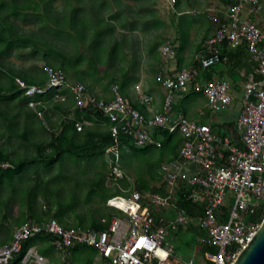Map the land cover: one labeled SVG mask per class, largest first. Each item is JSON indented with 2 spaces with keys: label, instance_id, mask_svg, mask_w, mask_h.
Instances as JSON below:
<instances>
[{
  "label": "built area",
  "instance_id": "2783aa9c",
  "mask_svg": "<svg viewBox=\"0 0 264 264\" xmlns=\"http://www.w3.org/2000/svg\"><path fill=\"white\" fill-rule=\"evenodd\" d=\"M263 13L264 0H230L226 3L223 21L219 20V15H211V20L217 24L215 33L205 40L196 57L202 68H209L221 60L223 43L231 47L245 43L262 79L259 87L248 85L241 100L231 92L230 81L209 79L202 83L196 68H184L173 76L161 70L159 77L167 94L162 110L151 116L125 97L117 84L112 85L113 97L108 101L89 93L82 82L68 83L79 106L93 103L111 122L115 143L107 151L116 153V162L121 134L129 135L138 146L149 142L156 128L181 134L180 158L161 165L162 180L173 194L181 182L199 188L195 199L205 203V215L196 218L197 226L205 232L198 237V245L202 248L199 263L192 259L182 263L168 240L173 229L187 228L195 217L172 202V194L164 196L134 189L129 196H114L120 204L114 207L122 214L101 218L102 222H107L105 229L65 227L54 217L46 222L25 221L15 228L12 239L0 246V264H10L21 252L24 240L37 234L54 236L52 243L62 252V264H72L68 255L71 248L78 245L98 251L104 261L97 264H233L264 220V27L255 18L257 15L264 17ZM161 51L166 62L177 56L176 49L169 43L163 44ZM45 72L48 75L45 85L28 84L22 77H17L16 82L29 97L65 86L67 81L62 69L46 65ZM191 89L200 90L213 110L224 106L239 107V142L214 132L207 124L181 114L172 116L174 95ZM136 91L138 100L149 109L153 97L140 86ZM55 98L66 99L64 95ZM43 103L31 99L29 105L42 115L44 111L37 105ZM77 125L78 129L82 128ZM185 162L196 163L198 170L185 171ZM114 170L120 174L117 164ZM112 197L107 200L109 206H113L109 204ZM172 206L175 214L170 217L164 211ZM153 208L163 212L156 213ZM31 255L35 260L45 261L36 250ZM29 261L27 258L21 264H30Z\"/></svg>",
  "mask_w": 264,
  "mask_h": 264
},
{
  "label": "trees",
  "instance_id": "16d2710c",
  "mask_svg": "<svg viewBox=\"0 0 264 264\" xmlns=\"http://www.w3.org/2000/svg\"><path fill=\"white\" fill-rule=\"evenodd\" d=\"M52 1L54 4L55 0ZM225 2L229 3L230 0H226ZM32 3L36 9L39 8V1L32 0ZM8 4L11 5L9 2L6 3V1L0 0V58L3 55L10 54L13 46H16V48H29L31 54L42 52L41 58L43 60V67L49 65L62 69L67 82L65 83V86L59 90L54 89L47 91L42 95L29 97L25 94V89L16 82V78L22 77L28 84H37L40 86L45 85L48 80V75L44 68H42L43 70H29L28 72L6 71L8 74V82L6 84L0 83V101L5 102L9 108H12L11 104L14 106L18 104L20 110L17 111V113L0 111L2 122L5 125L7 132L6 140L3 143H0V193L5 189L9 191V194L6 195L5 198L1 197L5 195L4 193L0 194V206L7 208L14 199H19L22 204L28 205L29 214H27L26 218L17 217L13 219L14 226L16 227L27 221L26 219H32L36 222H46L54 217L65 227H76L84 230L91 228L105 229L107 227V222L105 223L102 222L101 219L94 218L89 222H86V219L81 217L77 223L72 225L69 222L71 215L67 204L60 200L55 201L51 199L55 192L51 189L49 190L47 184L49 180L47 182L43 177L37 175L33 179V186H28L24 185V177L21 174L35 165L42 164L47 167L61 163L66 155L74 157L72 159L77 162L78 160L94 157L103 158L107 149L114 145L115 141L112 132V124L107 116L98 110L93 103L83 107L79 106L76 101V96L72 92L71 86L68 83L76 84L77 82H82L85 84L88 92L96 95L93 91V87L89 85L91 84V79H94L95 73L99 71V68L97 69L96 66V61L101 60V56L105 50L108 55H111L113 58L114 54L117 52L119 43L105 46L103 43L104 41H107L108 38L102 36V33H104L101 29L102 22L96 21V24L99 25L96 31H99L100 35L99 37L94 38V43L91 42L87 49H84L85 47L82 45L84 50L79 48L80 51L67 54L63 49L52 44L54 40H57L58 38L53 31L52 33L49 32L50 35H54L53 42H51L50 39L42 40V38L37 35L20 32L19 29L21 27L19 23L14 21V17L17 16V14H14L16 12L14 11L13 15H10L9 12L4 10ZM30 5L31 4L26 2L21 6L20 10H26ZM53 8H55L54 5ZM224 18L225 16L220 13L219 20L223 21ZM46 21L47 25L51 27V30H60L61 23L59 15L53 14L51 16V21ZM75 39L84 41V38L82 37H75ZM96 42H100L99 45H97ZM159 43L157 39L153 40L151 46L156 49L160 45ZM229 48L230 46L227 43L222 44L220 48L221 59H223L225 55H231L232 52L231 50H228ZM84 61H86L90 67H85L87 65L84 64ZM1 66H3V64L0 62V68ZM196 66L198 68L201 67L199 63H196ZM131 70L132 69L130 68L127 70L122 67L118 77L110 80L112 85L117 84L119 86L120 92L125 97H129L128 77H130ZM209 79L210 78H207L206 80ZM56 95H65L66 99L54 101ZM31 99L41 100L48 104V106L44 105V103L37 105L39 110L45 111L44 118L39 116L37 111L29 105ZM110 99L111 98H108L107 100L109 101ZM50 103L52 106H49ZM134 104L140 111H145L146 106L141 104L139 100L134 101ZM21 113L25 116L22 123L23 127L19 128V114ZM53 117H56L53 125L55 129L50 132L47 129V126L44 125V121L48 120L51 123ZM86 122H90L91 125L86 124ZM34 124H37L40 130L49 131V137L45 139L34 138L35 130L37 129V127H34ZM77 124H81L82 128L78 129ZM221 134L226 136V132H222ZM15 135L23 141V147L27 148V150L31 146L32 153L27 152L25 156H21L17 150L11 149L7 146ZM182 139L183 137L179 132L170 133L162 128H156L151 133V140L140 146L134 144L129 135L121 134L120 149L123 151L126 148H130L132 151H135H133V153L139 155L152 147H159L162 151L167 150L173 152L174 157L170 160L179 159ZM113 174L114 171L112 170L111 175ZM158 181L160 184H156ZM106 189L107 188H105L104 185L98 187L96 184L91 189V192L95 193L98 190H104L103 193L105 196L108 198L111 196H113L112 198H116L114 197L115 195L129 196L132 191H115V193H112ZM135 189L142 193H160L164 196L172 194L171 201L178 207L185 209L189 216L193 218L195 217V220H193L185 229L188 231H196L201 235L205 234V232L196 224V218L205 215L204 201L201 199H195V192L199 190L198 187L181 182L179 186L175 187L176 192L173 194L170 192V188L167 184L163 182L162 174H158L153 175L152 178H139ZM12 193L14 195H12ZM25 195H28V198H26ZM40 195L45 198L48 205L45 210L41 211V214L37 213L33 207V204L37 202ZM108 207L115 211H108L106 214L107 218H111L113 215L122 214V211L119 208L114 206ZM153 209L156 213L163 212L161 209ZM7 216L8 214L3 213L1 219L2 223L5 224ZM182 229L184 228H178V230ZM53 240L54 236L49 234L30 236L24 240L21 252L14 256L10 264H21L32 246H37L38 252L43 255L53 252L55 249L52 245ZM75 247L79 248L87 246L78 245ZM89 264L94 263L90 261Z\"/></svg>",
  "mask_w": 264,
  "mask_h": 264
},
{
  "label": "crops",
  "instance_id": "0c3cea01",
  "mask_svg": "<svg viewBox=\"0 0 264 264\" xmlns=\"http://www.w3.org/2000/svg\"><path fill=\"white\" fill-rule=\"evenodd\" d=\"M4 1L11 3L5 7V11L9 12L10 15H13L14 11L16 12L14 14L17 16L14 19L21 27L19 30L22 29L21 22L29 21L36 22L38 26V28L32 29L47 31L48 34L49 32L52 33L46 20L51 21L53 14L59 15L61 36L74 41L75 46L77 43L75 37H82L84 41L94 43V38L100 35V32L96 31L99 26L96 21H101V29L104 32L102 36L108 38L103 44L108 46L119 43L116 55H123L125 61V66H120L118 59L114 60L116 65L112 63L110 66L119 65V68L123 67L127 70L134 68L137 71L135 83L142 84L144 91L153 97V104L149 109L146 106L144 111L147 116L162 110L167 94V89L159 77L162 69H165L166 74L173 76L184 68H196L199 70L198 79L202 83L207 78L230 81L232 84L231 92L236 98L239 94L244 95L248 85L255 84L259 87L261 84L262 78L257 63L252 59L243 42L236 47L230 46L228 50H231V55H225L215 65L209 68L196 66V63H199L196 60L197 54L203 49L205 40L215 33L217 27V24L211 20V15H220L221 13L225 16L226 0H171V2L168 0L172 9L166 15L159 12L157 5L164 4L167 0H55L54 4L52 0H34L40 3L38 9L34 7L32 0ZM26 2L31 5L26 10H20ZM174 10H176V14L172 19L174 23L171 28L172 17L169 15ZM166 17H169V21L165 19ZM260 24L264 26V22H260ZM167 27H170L171 30L166 32ZM159 36L160 38L163 36L164 40L159 43L160 45L156 49L147 43L149 39H155ZM133 38L139 39L141 44L147 43V45L144 44V48L141 47V50L135 53L132 47ZM99 43L96 42L97 45ZM165 43H169L174 49L177 48V56L173 61L166 62L163 58L161 47ZM74 50L69 48L68 51L71 53H66H76ZM98 64L96 65L98 66L97 69H100L102 66ZM86 65L85 67H90L87 62ZM98 79L97 77L96 80L91 79V82L100 83ZM131 79H133L132 76L128 77L129 83ZM153 86H158V89L152 90ZM96 95L105 100L113 97L112 91L109 90ZM133 100H138V96ZM238 113L239 107L235 105L213 110L202 92L196 89H191L187 93L175 94L173 99V117L181 114L189 118L190 115L191 120L209 125L214 132L220 134L226 132V136L239 142ZM193 117H197V119ZM184 170L197 171L198 166L194 162H185ZM27 212L29 210H23L18 217L26 218ZM13 233L14 231H10L2 237L0 246L10 241ZM52 245L54 246L53 243ZM37 248V246H32L23 261L30 258V264H62V252L56 247L53 252L44 255L40 254ZM91 249L96 252L94 248L88 246L71 248L68 256L72 264H89L90 261L95 264ZM33 250H36L37 254L42 256L45 261L35 260L34 256L31 255Z\"/></svg>",
  "mask_w": 264,
  "mask_h": 264
},
{
  "label": "rangeland",
  "instance_id": "374dc122",
  "mask_svg": "<svg viewBox=\"0 0 264 264\" xmlns=\"http://www.w3.org/2000/svg\"><path fill=\"white\" fill-rule=\"evenodd\" d=\"M169 2H171V0ZM169 2L167 0L164 3L165 5H157V9H159V12L161 14L166 15V13L169 12L170 9H172L171 4ZM175 12L176 10H174L173 13L169 15L172 17L171 28L172 24L174 23V20L172 19H174V15L176 14ZM255 18L256 21L259 23L264 22V17H260L257 15ZM165 19L169 21V17H166ZM14 21L17 22L16 19H14ZM21 25L22 29L19 30L20 32H24L25 34L37 35L40 36L42 40L50 39V41L53 42V34L49 36L50 33L48 34L47 31H39V29H32L38 28L36 22L23 21L21 22ZM171 28L167 27L165 31H170ZM51 31H53L58 36L57 40H54L52 44L54 46L57 45L58 47L63 49L64 52L71 53V51H68L69 48L75 49L74 51L78 52L79 48L81 50H84L88 48L89 44H91L90 41L76 40L77 43L75 46L74 41L61 36L60 30L57 31L53 29ZM156 39L158 43H161L163 42L164 37L162 36L160 38L159 36L155 39H149L147 43L151 45L152 41ZM147 43H144L145 46L147 45ZM144 44H141L139 39H132V47L135 53L139 52L141 50V47L144 48ZM82 45H84V49ZM64 48H66L67 50H65ZM115 55L116 54H114V57L112 58V56H109L105 50L103 51L101 60L96 61V65L99 62L100 66H102L100 67L99 71L95 73V76L99 78L98 80H100V83H92L91 81L90 82L92 85L88 83L91 87H93V91L95 94H103L105 90L111 91L112 84L110 83V80L112 78L118 77V74L121 70V68L118 67L119 65L125 66L124 56L121 54H117L115 57ZM41 57L42 52L31 54L29 48H16V46H13L10 54L3 55L0 58V62L3 64V66H1L0 68V83L6 84L8 82V74L6 73V71L28 72L29 70H43L42 68H44L45 70ZM116 59L119 60V65L110 66L112 63H115L114 65H116V62L114 61ZM130 72V76H132L133 79L130 80L131 82L128 85L129 99L133 100L136 98V96H138L136 91L137 86H140L143 90L144 88L142 84H136L134 81L137 71L133 68ZM96 77H94L95 80ZM156 89H158V86H153L152 90ZM242 98L243 94H239L238 99L241 100ZM56 100H59V98L54 99V101ZM45 105L48 106V104ZM11 106L12 108H9L7 107L5 102L0 101V111L2 110L4 112L17 113V111L20 110L18 108V104H16V106L11 104ZM49 106H52V104L50 103ZM44 115L45 111L42 113V115L39 116L44 118ZM24 116L25 115L23 113L19 114V128L23 127L22 123ZM190 117L191 116L189 115V118H187L190 119ZM193 118L197 119V117ZM55 119L56 117H53L51 119L52 125L48 120L44 121V125L47 126V129L50 132L55 129V127L53 126ZM86 124L91 125V123L88 122H86ZM34 127H37V129L35 130L36 132L34 138L45 139L49 137V131L47 132L46 130H40L37 124H34ZM6 137V127L2 122V117L0 113V143H3L6 140ZM23 144V141L17 135H15L12 138V141L7 146H9L11 149L17 150L21 156H25L27 152L32 153L31 146L27 150V148L23 147ZM133 151L130 148H126L123 151H121V149H118L117 154L119 155V158L117 162L116 153L113 151H107L103 158L94 157L83 160L77 159L78 162L72 159L74 157L66 155L61 161V163L53 164L47 167L42 164L37 166L35 165L30 169L24 171L21 175L24 177V185L28 186H33V179L37 175L43 177L45 180H47V182L49 180V182L47 183L49 190L51 189L53 190V192H55L54 196H52L51 199L55 201L60 200L67 204L69 213L71 215L69 222L72 225L77 223V221L81 217L86 219V222H89L92 218L101 219L103 217H106L108 211H115L114 209L108 207V197L105 196V194L103 193L104 190H98L95 193L91 192V189L96 184L98 185V187L104 185V187L107 188L106 190L112 193H115V191L129 192L135 189L139 178H152L153 175L162 174L161 165L174 157L173 152L167 150L162 151V149L159 147H152L151 149L144 151V153H140L139 155L133 153ZM116 164L119 166V175L114 170V166ZM112 170L115 171L113 175H111ZM156 184H160V182L158 181V183ZM1 193L5 194L4 196H1L5 198L6 195L9 194V191L5 189ZM12 195L14 194L12 193ZM25 196L26 198H28V195ZM112 202L118 203L117 198H111L109 204H111ZM225 203L229 205L228 202L225 201ZM47 206V202L42 195H40L37 202L33 204L34 210L40 214L41 211L45 210ZM23 210L28 211V205L22 204L19 199H14L7 208H4V206H0V239L6 236L8 232L15 230L16 226H14L13 219L20 216ZM174 210L175 208L174 206H172L164 212L167 216L172 217L175 214ZM3 213L8 214L7 221L5 222V224L1 221ZM27 213L29 214V212ZM199 235L200 234L196 231H188L185 228L182 230H178V228L173 229L172 232L169 234L168 240L175 248V256L182 263H185L191 259L197 263L201 261L202 248L198 245ZM92 253V259L95 260V264L104 261L98 251L95 252L94 250H92Z\"/></svg>",
  "mask_w": 264,
  "mask_h": 264
},
{
  "label": "water",
  "instance_id": "95a60500",
  "mask_svg": "<svg viewBox=\"0 0 264 264\" xmlns=\"http://www.w3.org/2000/svg\"><path fill=\"white\" fill-rule=\"evenodd\" d=\"M233 264H264V220Z\"/></svg>",
  "mask_w": 264,
  "mask_h": 264
},
{
  "label": "bare ground",
  "instance_id": "6f19581e",
  "mask_svg": "<svg viewBox=\"0 0 264 264\" xmlns=\"http://www.w3.org/2000/svg\"><path fill=\"white\" fill-rule=\"evenodd\" d=\"M110 205H113V206L120 207V204H119V203H117V202H112Z\"/></svg>",
  "mask_w": 264,
  "mask_h": 264
}]
</instances>
